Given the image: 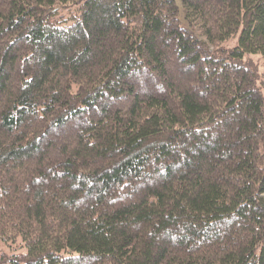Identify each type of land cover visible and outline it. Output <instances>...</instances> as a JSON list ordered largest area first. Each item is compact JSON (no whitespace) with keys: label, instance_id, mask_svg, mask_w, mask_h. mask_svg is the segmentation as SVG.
<instances>
[{"label":"trees","instance_id":"obj_1","mask_svg":"<svg viewBox=\"0 0 264 264\" xmlns=\"http://www.w3.org/2000/svg\"><path fill=\"white\" fill-rule=\"evenodd\" d=\"M0 0V264H264V0Z\"/></svg>","mask_w":264,"mask_h":264},{"label":"rangeland","instance_id":"obj_2","mask_svg":"<svg viewBox=\"0 0 264 264\" xmlns=\"http://www.w3.org/2000/svg\"><path fill=\"white\" fill-rule=\"evenodd\" d=\"M254 64L258 66V70L260 74L262 75L264 72V57L257 56L254 60Z\"/></svg>","mask_w":264,"mask_h":264},{"label":"water","instance_id":"obj_3","mask_svg":"<svg viewBox=\"0 0 264 264\" xmlns=\"http://www.w3.org/2000/svg\"><path fill=\"white\" fill-rule=\"evenodd\" d=\"M173 1H175L178 7L182 10L181 0H173Z\"/></svg>","mask_w":264,"mask_h":264}]
</instances>
